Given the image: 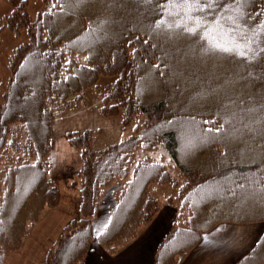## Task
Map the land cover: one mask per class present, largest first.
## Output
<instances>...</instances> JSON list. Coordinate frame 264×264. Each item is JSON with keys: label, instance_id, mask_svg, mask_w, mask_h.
Returning <instances> with one entry per match:
<instances>
[{"label": "trees", "instance_id": "obj_1", "mask_svg": "<svg viewBox=\"0 0 264 264\" xmlns=\"http://www.w3.org/2000/svg\"><path fill=\"white\" fill-rule=\"evenodd\" d=\"M9 2L0 31L25 28L29 39L12 50L0 102V264L58 206L48 175L52 122L84 106L102 76L116 79L100 94L99 114L141 120L99 150L90 148L92 132L67 133L81 156L79 215L45 264L84 260L107 188L128 177L138 148L158 144L181 180L161 162H138L96 237L107 253L153 220L160 186L176 189L167 201L177 220L155 264H179L218 223L264 221V0H43L49 8L34 20L27 0Z\"/></svg>", "mask_w": 264, "mask_h": 264}, {"label": "crops", "instance_id": "obj_2", "mask_svg": "<svg viewBox=\"0 0 264 264\" xmlns=\"http://www.w3.org/2000/svg\"><path fill=\"white\" fill-rule=\"evenodd\" d=\"M68 132L70 131L61 132L57 136L53 133L48 155V175L58 187L59 204L56 208L43 212L21 248L9 252L3 264H45L47 254L64 226L79 215L81 198L78 172L81 156L79 150L68 142ZM111 185L112 183L102 197L92 221L95 239L80 264H155L157 249L165 236L173 230L177 220L176 208L167 201L170 192L163 195L159 211L139 231L138 236L110 254L97 243L96 237L108 224L110 212L116 205V187ZM263 236L264 221L221 222L204 232L179 264H264V242L259 244Z\"/></svg>", "mask_w": 264, "mask_h": 264}, {"label": "rangeland", "instance_id": "obj_3", "mask_svg": "<svg viewBox=\"0 0 264 264\" xmlns=\"http://www.w3.org/2000/svg\"><path fill=\"white\" fill-rule=\"evenodd\" d=\"M27 3L26 11L28 15H30L29 17L31 20H34L36 16H38V12L49 8L48 5H45L43 0H27ZM11 9L12 7L9 0H0V23L3 22L6 16L11 14ZM28 39L29 38L25 28H21L18 34L13 33L6 27L0 31V102L3 101V94L6 90L7 84H9L8 80L10 71L8 70V62L10 61L9 59L12 54V50L26 42ZM73 59L79 61L80 63L84 62L83 55L75 54L73 55ZM115 79L116 76L100 77L94 87H91L85 91L84 106H80L78 108L76 107L77 109H68L62 115H60L61 117L57 116L52 125L54 136H57L59 133L65 132L67 130L70 132H72L71 130H78L79 132H92L90 134L89 140L90 148L92 150H99L111 143L117 142L131 135L134 125L138 124L141 120L140 115L135 117L134 120L130 121L129 123L123 124V117L121 114L105 117L98 113L100 94L104 93L106 88ZM17 132H19L18 135H21L20 130ZM18 135H15V138H18ZM143 160H152L163 163L166 170L173 178L181 180L179 171L173 166L167 152L161 144H158L154 149L138 148L133 154L132 162L129 164L128 177L123 180H115L112 182L111 186L116 187L114 191L115 199L117 197L118 191L123 187L126 180L130 178L135 165ZM158 188L159 189L154 191V195H156L160 200H162L164 194L168 195L169 192L171 194L170 196H174L176 194V189L170 185L160 186Z\"/></svg>", "mask_w": 264, "mask_h": 264}]
</instances>
